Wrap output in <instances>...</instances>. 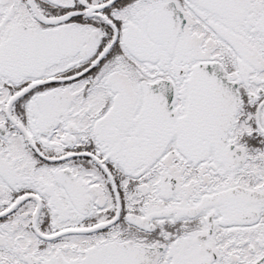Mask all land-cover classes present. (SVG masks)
<instances>
[{
	"label": "snow or ice",
	"instance_id": "obj_1",
	"mask_svg": "<svg viewBox=\"0 0 264 264\" xmlns=\"http://www.w3.org/2000/svg\"><path fill=\"white\" fill-rule=\"evenodd\" d=\"M0 264H264V0H0Z\"/></svg>",
	"mask_w": 264,
	"mask_h": 264
}]
</instances>
